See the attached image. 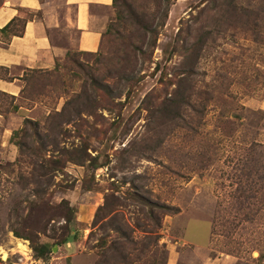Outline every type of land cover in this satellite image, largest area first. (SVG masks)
I'll list each match as a JSON object with an SVG mask.
<instances>
[{"label": "rangeland", "instance_id": "374dc122", "mask_svg": "<svg viewBox=\"0 0 264 264\" xmlns=\"http://www.w3.org/2000/svg\"><path fill=\"white\" fill-rule=\"evenodd\" d=\"M116 4L0 92V264H164L193 224L264 264V0Z\"/></svg>", "mask_w": 264, "mask_h": 264}, {"label": "crops", "instance_id": "0c3cea01", "mask_svg": "<svg viewBox=\"0 0 264 264\" xmlns=\"http://www.w3.org/2000/svg\"><path fill=\"white\" fill-rule=\"evenodd\" d=\"M60 4L59 12L55 0H0V29L16 16L25 19L21 35L0 31V69L8 71L7 77L0 74V92L16 97L25 71L54 66L63 49L53 44L48 29L76 30L80 50L96 52L99 49L105 12L112 11L113 0H61ZM11 128L3 124L1 143L9 144ZM193 225L195 229L191 230L186 226V239L170 244L164 264H235L233 256L210 253L208 224Z\"/></svg>", "mask_w": 264, "mask_h": 264}, {"label": "trees", "instance_id": "16d2710c", "mask_svg": "<svg viewBox=\"0 0 264 264\" xmlns=\"http://www.w3.org/2000/svg\"><path fill=\"white\" fill-rule=\"evenodd\" d=\"M117 0H113V4L116 7ZM25 25V19H21L18 16L13 18L10 22H8L2 29H0L1 32H9L13 35H21L23 33V28ZM150 26H145V31L147 33H155V31H151L149 28ZM9 35V34H8ZM155 41V39H154Z\"/></svg>", "mask_w": 264, "mask_h": 264}]
</instances>
